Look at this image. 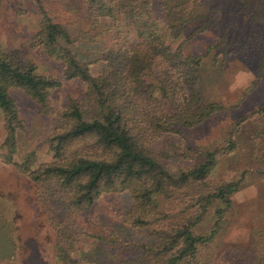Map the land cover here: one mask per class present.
<instances>
[{
	"label": "trees",
	"instance_id": "16d2710c",
	"mask_svg": "<svg viewBox=\"0 0 264 264\" xmlns=\"http://www.w3.org/2000/svg\"><path fill=\"white\" fill-rule=\"evenodd\" d=\"M30 1L40 17L30 47L59 61L65 80L85 85L79 99L66 101L60 114L63 125L47 140L51 162L36 166L31 152L16 163V133L24 124L10 90H20L39 112L47 113L49 92L60 88L62 81L39 74L18 52L0 47V115L5 130L0 161L36 186V198L56 232V259L62 264H264L261 231L246 247L216 246L232 210L230 197L241 181L211 183L209 178L220 158L237 149L232 135L247 117L230 126L220 148L195 151L184 142L165 141L227 110L216 102L204 104L199 90L202 62L212 52L260 58L259 76L264 61V0H235L237 14L247 13L252 25L237 37L230 35V23L224 19L212 25L219 8L191 15L197 0H81L87 29L78 22H56L43 0ZM171 16L175 18L169 20ZM191 22L199 23L187 39L212 27L216 42L201 54L185 55L181 50L185 40L173 45ZM105 35L112 44L94 61H82L75 54L79 43H93ZM98 63L101 71L94 77L90 67ZM252 115L262 119L255 136L264 139V103ZM256 152L255 164L264 176V148L256 147ZM121 193L133 201L124 216L131 228H158L150 232L153 243L133 246L134 258L115 262L110 254L103 262L100 243L118 242L95 238L82 258L83 235L65 222L64 214L87 213L102 195ZM161 200L174 203L177 211L167 213ZM162 224L166 227L159 228Z\"/></svg>",
	"mask_w": 264,
	"mask_h": 264
},
{
	"label": "rangeland",
	"instance_id": "374dc122",
	"mask_svg": "<svg viewBox=\"0 0 264 264\" xmlns=\"http://www.w3.org/2000/svg\"><path fill=\"white\" fill-rule=\"evenodd\" d=\"M43 1L49 16L56 22H78L84 29L88 28L87 12L81 0ZM191 7V15H206L211 9L219 8L212 25L224 19L225 23H230V35L236 37L246 34L252 27L247 13L237 14L235 0H197V4L194 1ZM173 18L175 16L169 20ZM39 19L38 9L30 0H0L1 49L7 53L18 52L22 60L36 66L39 74L62 81L60 88L49 92L47 113L39 112V107L20 90H10L24 124V129L16 133L17 149L13 161L20 163L27 154L33 152L36 166L51 162L47 140L63 125L60 118L63 106L68 99H79L85 90L81 81L64 79L59 61L46 57L42 50L30 47ZM198 23H189L179 41L173 45L185 40L181 48L185 55L201 54L216 42V31L212 27L187 39L197 29ZM111 44L109 35L101 36L93 43H79L75 54L82 61L92 62ZM262 63L259 76L256 77L260 58L220 54L218 50L208 55L199 71L202 101L204 104L219 103L227 110L213 115L197 127L181 130L180 136L170 135L165 139L176 144L184 142L195 151L220 148L224 146L230 126L239 118L247 117L238 132L232 135L237 149L231 155L220 158L209 178L211 183L241 181L238 192L230 197L232 210L216 241L220 250L246 247L252 242L256 231L264 234V176L259 174L261 169L254 160L258 154L256 147L259 150L264 148V139H256L255 136L262 119L252 115L264 103V61ZM101 66L98 63L90 67L92 76L98 75ZM4 139L5 130L0 115V155ZM163 142L156 146V150L162 147ZM35 192L36 186L31 181L13 166L0 161V264H62L55 257L56 232ZM160 203L167 213L174 214L177 211L174 203L162 200ZM132 205L128 193L105 194L87 213L64 214L65 222L84 237L79 245L82 258L94 246L95 238L116 239L118 242L100 243L99 247L105 254L100 255L103 262L107 260L106 255L110 254L115 262L134 258L133 246L153 243L150 232L157 227L134 229L125 222L124 216ZM162 226L165 228L166 224L158 227Z\"/></svg>",
	"mask_w": 264,
	"mask_h": 264
}]
</instances>
